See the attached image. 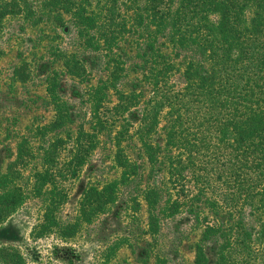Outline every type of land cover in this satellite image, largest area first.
<instances>
[{
    "label": "trees",
    "instance_id": "obj_1",
    "mask_svg": "<svg viewBox=\"0 0 264 264\" xmlns=\"http://www.w3.org/2000/svg\"><path fill=\"white\" fill-rule=\"evenodd\" d=\"M64 15L82 42L46 76L53 120L26 131L0 176V225L33 200L36 238L65 241L111 208L135 225L143 202L145 228L102 238L101 264L140 235L150 238L144 258L174 264L162 241L172 234L178 244L186 227L201 229L192 264H264V0H0V40L10 17L60 25ZM83 46L101 55L108 75L85 92L89 130L72 134L60 75L89 78ZM110 131L118 179L84 186L77 218L62 221V183L80 176ZM125 142H136L150 167L144 184ZM71 253L50 254L70 264ZM0 264L28 263L0 242Z\"/></svg>",
    "mask_w": 264,
    "mask_h": 264
},
{
    "label": "rangeland",
    "instance_id": "obj_2",
    "mask_svg": "<svg viewBox=\"0 0 264 264\" xmlns=\"http://www.w3.org/2000/svg\"><path fill=\"white\" fill-rule=\"evenodd\" d=\"M76 42L82 40L66 15L64 23L60 25L53 19L37 25L28 24L20 17H10L4 22L0 40L3 52L0 57V176L6 173L8 165L15 159L17 146L26 131L53 120L55 114L48 102L45 79L49 73L63 70V56L77 46ZM83 49L79 55L87 60L89 78L83 83L69 75H60L61 94L70 105L68 131L72 134L81 129L89 130L92 118L85 92L89 86L108 75L106 61L102 60L101 55L85 46ZM136 76L139 77V74ZM61 136L66 139L65 133ZM113 142L111 131L102 133L89 164L80 176L69 184L65 181L62 183L66 194V201L58 210V217L62 221L72 222L77 218V204L84 186H101L118 179V170L112 164L115 152ZM123 145L131 159L138 163L139 171L142 172L139 184H144L150 169L145 156L139 152L136 142H125ZM63 155L62 162L67 158ZM111 209V212L98 216L90 224L81 225L74 237L64 241L56 235L36 238L34 229L40 210L36 202L27 200L0 225V242L16 246L28 264H67L50 254L53 250L63 249L72 251L70 264H101L102 238H107L111 243L113 236L125 234L126 227L139 234L146 226V207L143 202H140L137 214L140 221L135 222V225L129 222L123 224L116 216V209ZM183 231L178 237V244H172V234L162 241L170 248L174 264H192L194 246L201 234V229L197 227H186ZM143 240L148 242L150 238L140 235L135 242L121 244L116 253L111 255L110 264H155L153 257H143Z\"/></svg>",
    "mask_w": 264,
    "mask_h": 264
}]
</instances>
